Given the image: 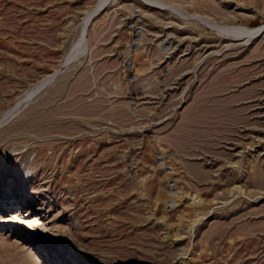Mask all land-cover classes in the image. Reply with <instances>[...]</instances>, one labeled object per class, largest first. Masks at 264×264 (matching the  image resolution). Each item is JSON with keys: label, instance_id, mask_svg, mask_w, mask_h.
I'll return each instance as SVG.
<instances>
[{"label": "rangeland", "instance_id": "374dc122", "mask_svg": "<svg viewBox=\"0 0 264 264\" xmlns=\"http://www.w3.org/2000/svg\"><path fill=\"white\" fill-rule=\"evenodd\" d=\"M0 264H264V0H0Z\"/></svg>", "mask_w": 264, "mask_h": 264}]
</instances>
